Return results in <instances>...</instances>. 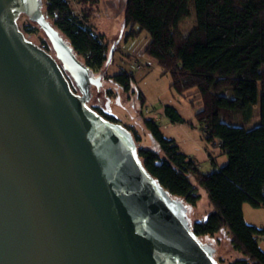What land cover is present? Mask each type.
<instances>
[{"label": "water", "instance_id": "water-1", "mask_svg": "<svg viewBox=\"0 0 264 264\" xmlns=\"http://www.w3.org/2000/svg\"><path fill=\"white\" fill-rule=\"evenodd\" d=\"M20 14L55 57L24 36ZM101 74L41 0H0V264H217L181 199L143 166L132 134L87 104Z\"/></svg>", "mask_w": 264, "mask_h": 264}, {"label": "trees", "instance_id": "trees-1", "mask_svg": "<svg viewBox=\"0 0 264 264\" xmlns=\"http://www.w3.org/2000/svg\"><path fill=\"white\" fill-rule=\"evenodd\" d=\"M99 2L44 0L49 22L92 72L105 66L108 55L104 34L89 24ZM191 3L196 25L182 34L180 25L190 17ZM74 8L80 11L76 13ZM122 22L125 40L147 34L144 53L170 74L173 90L187 92L190 101H196L195 117L207 140L217 139L227 154L224 165L200 172L175 140L163 135L159 123L142 113L146 137L156 149L141 145L142 137L134 127H124L133 133L143 166L171 196L190 206L200 199L196 185L189 180L193 176L213 207L204 220L191 223L193 234L213 237L225 227L232 248L244 256L230 264H264V251L258 243L264 228L247 224L242 210L245 203L264 206V0H125ZM35 27L28 23L24 32L32 33ZM42 44L46 49V42ZM104 80L123 92L130 91L134 83L127 71L106 74ZM108 92L115 93V89ZM137 95L143 109L144 97L140 92ZM257 105L258 125L245 128L227 122L234 114L249 119ZM97 111L114 122L112 116ZM164 114L172 122H182L173 106L166 105Z\"/></svg>", "mask_w": 264, "mask_h": 264}, {"label": "rangeland", "instance_id": "rangeland-1", "mask_svg": "<svg viewBox=\"0 0 264 264\" xmlns=\"http://www.w3.org/2000/svg\"><path fill=\"white\" fill-rule=\"evenodd\" d=\"M124 4L125 0H100L99 5L94 6V10L91 12L89 24L97 33L104 34L108 42V53L111 48L113 53L107 65L97 72H92L93 75H98L101 72V80L105 83H102L98 93L94 85L90 86L92 98L88 100L87 104L93 109L95 108L104 114L112 116L114 123L120 126L133 125L137 133L142 137L140 138L141 145L156 149V145L146 137V131L141 128L143 113L144 116L153 118L159 123L163 135L166 138L174 139L180 151L196 162L200 172L208 173L218 169L227 162V154L220 148L217 139L213 141L207 140L201 123L195 117L198 107H194L193 103H196V101L191 102V96H186L187 92L179 94L173 90L170 85V74L165 73L154 59L149 58L144 53V48L149 41L146 33H142L135 39L125 40L122 22ZM41 7L43 12H45L44 0H41ZM190 7V17L180 25L182 34H187L196 25L192 3ZM78 10L79 8H74L76 13L80 11ZM16 22L29 41L55 57L49 41L39 27H35L32 33H25L24 27L31 22L24 14H20ZM43 41L47 44L46 49L43 47ZM121 71H127L133 75V87L128 92H123L120 87H116L114 86L115 84L104 80V75H113ZM64 74L70 88L75 93H78V89L70 75L66 71H64ZM111 87L115 89V93L108 92ZM137 92H140L144 97L143 111L140 108ZM228 93L231 97V92L229 91ZM97 96L103 102L101 106L93 104ZM166 105L173 106L177 110L182 122H172L164 114ZM227 122L242 125L245 128H252L258 125L260 123L259 105L252 109V115L249 119H244L242 114H234L232 119ZM129 132L133 136V133ZM189 180L196 185L197 194L200 197L195 206H190L181 199L187 207L185 215L192 223L202 220L209 211L210 204L205 190L196 184L194 177L189 176ZM242 210L247 224L264 228V206L255 208L245 203ZM190 222L189 224L191 225ZM216 236L218 237L201 236L198 239L204 244L215 246L217 252L219 251L224 257H227V262H234L238 255L231 248L230 234L223 229ZM258 243L264 251V236L258 238ZM215 261L217 264L223 263L217 258H215Z\"/></svg>", "mask_w": 264, "mask_h": 264}, {"label": "crops", "instance_id": "crops-1", "mask_svg": "<svg viewBox=\"0 0 264 264\" xmlns=\"http://www.w3.org/2000/svg\"><path fill=\"white\" fill-rule=\"evenodd\" d=\"M113 84V83H112ZM114 86H116V85H114ZM116 87H118V86H116ZM140 108H141V106H140ZM141 110L143 111V109L141 108ZM141 121H142V118H141ZM130 126H132V127H134L133 125H130ZM135 128V127H134ZM141 128L143 129V130H145L146 131V129H145V127H144V125H143V122H142V125H141ZM136 129V128H135ZM218 141V140H217ZM209 202V201H208ZM210 204V203H209ZM213 210V207L210 205L209 206V211L208 212H211ZM207 212V213H208ZM206 215V214H205ZM205 215H204V217L202 218V220H204L205 219ZM193 217V216H192ZM188 218V217H187ZM192 219H194V218H192ZM191 223V222H190ZM193 223V222H192ZM226 230L227 232H228V230H227V228H225V227H223V228H221L220 229V231L221 230ZM219 231V232H220ZM218 232V233H219ZM217 233V234H218ZM217 234H215L214 236H213V238H217L218 236H216ZM230 241H231V235H230ZM230 245H231V242H230ZM231 248H232V246H231ZM232 250H233V252H235L237 255H238V257L235 259V260H240V259H243L244 258V256H243V254L242 253H240V252H238V251H236V250H234L233 248H232ZM214 259L215 258H217L219 261H222L223 263H221L220 262V264H230L231 262H227V257H224L223 256V254H221L219 251L217 252L216 251V253H214Z\"/></svg>", "mask_w": 264, "mask_h": 264}]
</instances>
